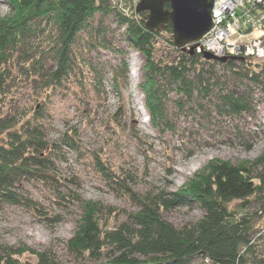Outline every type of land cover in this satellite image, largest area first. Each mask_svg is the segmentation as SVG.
<instances>
[{
	"label": "trees",
	"instance_id": "1",
	"mask_svg": "<svg viewBox=\"0 0 264 264\" xmlns=\"http://www.w3.org/2000/svg\"><path fill=\"white\" fill-rule=\"evenodd\" d=\"M7 5L9 14L0 17V207L18 205L50 217L19 187L32 178H53L48 172L54 161L66 159L63 147L82 153L74 128L63 132L59 143L48 140V106L57 93L73 91L83 98L94 92L101 97L109 72L120 96L128 86L126 52L106 17L124 27L120 36L144 57L139 88L150 127L160 139L177 131L180 114L208 123L214 116L239 118L253 112L254 89L264 92V59L218 60L185 52L175 45L170 22L163 29L148 28L147 11L125 12L109 0H7ZM101 50L120 56L119 63L92 56ZM24 84L44 95L29 112L11 102ZM89 160L108 183L126 190L137 209L84 200L74 191L58 192L62 205L78 203L81 208L66 242L78 264H194L197 258L203 264H264V254L252 241L264 224V154L241 164L212 161L175 192H134L126 183L129 176L113 169L101 151L90 153ZM252 201L261 202L259 211L246 212ZM194 204L203 215L193 223L178 227L163 216ZM57 221L59 217L51 219ZM0 264L59 263L49 250L0 245Z\"/></svg>",
	"mask_w": 264,
	"mask_h": 264
},
{
	"label": "rangeland",
	"instance_id": "2",
	"mask_svg": "<svg viewBox=\"0 0 264 264\" xmlns=\"http://www.w3.org/2000/svg\"><path fill=\"white\" fill-rule=\"evenodd\" d=\"M109 3L128 12L130 8L137 7L139 0H109ZM9 12L7 0H0V17ZM105 22L111 24L118 34L120 46L126 52L130 68L129 84L123 87L120 96L113 87L109 72L104 83L105 93L101 97L94 92L83 98L73 94V91L56 94L48 106L51 123L48 140L59 143L63 132L74 128L82 153L63 147L67 150L66 159L54 161L48 172L53 178H32L21 183L19 191L39 201L50 217H39L23 206L7 204L0 207V245H27L39 251L49 250L59 264H78L69 254L66 242L77 227L81 208L78 203L62 205L58 192L74 191L84 200L136 210L126 190L112 186L92 167L89 154L95 150L101 151L106 162L120 175H128V188L139 193L175 192L197 173L205 171L212 161L241 164L264 154V92L259 89H254L253 112L239 118L214 116L212 123L183 113L177 118V131L160 139L150 127L149 117L142 107L144 94L139 83L143 80L144 57L120 36L124 32L123 26L110 16L105 18ZM92 56L109 60L113 65L121 59L105 50H101L99 56L95 51ZM135 68L139 76L134 84L131 73ZM13 95L12 104L19 110L28 109V112L33 105L44 100L40 90L31 84L20 85ZM138 99L142 104L138 103ZM258 170H261L260 167ZM260 207V201H252L245 211H259ZM202 215L203 210L195 204L163 212V216L178 227L193 223ZM55 217H59V221L51 222ZM124 218L121 216L122 220ZM260 225L261 229L255 231L252 241L257 245V252L264 254V224L258 227ZM32 260L35 261L33 257ZM94 263L96 261L85 260L81 264ZM194 264L203 262L197 258Z\"/></svg>",
	"mask_w": 264,
	"mask_h": 264
},
{
	"label": "built area",
	"instance_id": "3",
	"mask_svg": "<svg viewBox=\"0 0 264 264\" xmlns=\"http://www.w3.org/2000/svg\"><path fill=\"white\" fill-rule=\"evenodd\" d=\"M212 24L201 39L181 49L218 58L264 59V0H215Z\"/></svg>",
	"mask_w": 264,
	"mask_h": 264
},
{
	"label": "water",
	"instance_id": "4",
	"mask_svg": "<svg viewBox=\"0 0 264 264\" xmlns=\"http://www.w3.org/2000/svg\"><path fill=\"white\" fill-rule=\"evenodd\" d=\"M215 0H140L138 11L148 12L147 26L163 29L170 22L174 43L178 48L201 39L212 27V10ZM169 3V7H166ZM207 59H218L204 52ZM145 110L144 106L142 105ZM148 116V115H146Z\"/></svg>",
	"mask_w": 264,
	"mask_h": 264
},
{
	"label": "bare ground",
	"instance_id": "5",
	"mask_svg": "<svg viewBox=\"0 0 264 264\" xmlns=\"http://www.w3.org/2000/svg\"><path fill=\"white\" fill-rule=\"evenodd\" d=\"M139 2H140V0H139ZM136 9H137V7H136ZM213 11V10H212ZM198 41V40H197ZM197 41H195V42H197ZM192 43H194V42H192ZM204 52H206V51H204ZM204 52H202V53H204ZM208 52V51H207ZM204 55V54H203ZM215 56V55H214ZM133 66H135L136 67V63L134 62L133 63ZM137 68H135L134 70H132V73H131V76L133 77V80H134V84L136 83V80L138 79V76H139V73L137 72ZM138 103L139 104H142V102L140 101V99H138ZM140 108H141V106H140ZM145 121L147 122L148 120H147V118L145 119Z\"/></svg>",
	"mask_w": 264,
	"mask_h": 264
}]
</instances>
